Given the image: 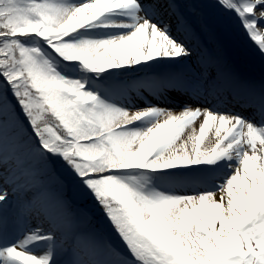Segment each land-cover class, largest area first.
I'll list each match as a JSON object with an SVG mask.
<instances>
[{"label":"snow or ice","instance_id":"snow-or-ice-1","mask_svg":"<svg viewBox=\"0 0 264 264\" xmlns=\"http://www.w3.org/2000/svg\"><path fill=\"white\" fill-rule=\"evenodd\" d=\"M211 6L264 56V0ZM186 7L195 13L178 0H0V264H264V82L213 73ZM193 60L191 78L157 71ZM145 92L187 100L177 115L137 106ZM56 164L67 179L53 194L43 177ZM69 185L127 256L82 229L90 218Z\"/></svg>","mask_w":264,"mask_h":264},{"label":"bare ground","instance_id":"bare-ground-1","mask_svg":"<svg viewBox=\"0 0 264 264\" xmlns=\"http://www.w3.org/2000/svg\"><path fill=\"white\" fill-rule=\"evenodd\" d=\"M178 2L186 5H196L195 13L187 7L183 11L186 15L192 16L196 23L203 48L206 49L209 56L219 61L218 64L211 66L213 73L220 72L256 86L264 82V56L260 55L243 29L239 27L238 21L231 16H226L222 9L212 7L214 0H178ZM200 25H203L206 30L201 29ZM157 71L161 75H180L191 78L193 75L198 74L201 69L193 60L187 65H162ZM221 87L225 89V95H228V82L223 81ZM172 96L179 100L177 102L182 101V104L187 100V98L176 95ZM144 102H151V97ZM162 103L165 106H161L159 103L158 106L169 108L177 115L180 113L176 106L171 105L170 102L165 103L162 100ZM137 106H142V104L137 101ZM245 115H249V113ZM213 131V129L209 130L205 141L202 143V149L204 147L210 148L215 143ZM189 132L190 130H187L184 136L187 137ZM217 199H219L218 196Z\"/></svg>","mask_w":264,"mask_h":264},{"label":"rangeland","instance_id":"rangeland-1","mask_svg":"<svg viewBox=\"0 0 264 264\" xmlns=\"http://www.w3.org/2000/svg\"><path fill=\"white\" fill-rule=\"evenodd\" d=\"M193 68H195V67H193ZM138 75H142V74H130V77L128 79L134 80L136 78V76H138ZM144 96L150 97V96H148V93H146V92L144 93ZM154 100L155 99L151 97V103H155ZM138 102L140 104H142V106L145 104V102L143 100L138 101ZM16 110H17V112L20 111L18 107H17ZM177 110L181 111V108H178ZM20 120L23 122L21 126L25 130V135L29 134L31 132V129L28 127L27 121L24 120V117H23L22 114L20 116ZM57 177H60L61 179H65V180L67 179L66 171H65V169L63 168V166L61 164H56L55 165V172L54 173L45 175L43 177L47 187L49 188V190L53 194H56L60 190V186H59V184L57 182ZM67 197L72 202V207H73V209L75 211H77L78 213H83L87 217L90 218V222L89 221H85V222L82 223V225H81L82 229L84 231H87V232H93V230L94 231L97 230V229H93L92 223L94 225H98L99 223L97 222V218H102L100 214H103V212L96 205L95 201L92 200L89 197L81 196L79 193L75 192L70 185H69V187L67 189ZM89 202H91V203L88 206ZM84 206L87 207V208H85V209H88L87 211L84 209ZM110 229H112V228H110ZM107 233L109 234V232H107ZM107 239H109V238L107 237ZM113 241H114L113 243L119 249H121V247L123 248L124 254L126 253L128 255L125 246L120 242L119 238H116V235H115ZM68 259H69L68 256H62L61 257L62 261H66Z\"/></svg>","mask_w":264,"mask_h":264},{"label":"trees","instance_id":"trees-1","mask_svg":"<svg viewBox=\"0 0 264 264\" xmlns=\"http://www.w3.org/2000/svg\"><path fill=\"white\" fill-rule=\"evenodd\" d=\"M90 203L91 202H89L88 203V206L90 205ZM85 208H87L86 206H84V209ZM101 215V221L107 226V228L109 229V230H112V229H110V228H112L111 227V225L109 224V222H108V220L105 218V216H104V214H100ZM92 225H93V229H97V230H93V233H96L97 235H100V236H102L103 237V232L101 231V229H100V227L98 226V225H94L93 223H92ZM116 235V234H115ZM115 235H114V237H115ZM116 238H118L117 237V235H116Z\"/></svg>","mask_w":264,"mask_h":264}]
</instances>
